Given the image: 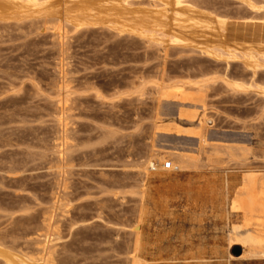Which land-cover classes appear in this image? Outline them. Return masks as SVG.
I'll return each mask as SVG.
<instances>
[{
	"label": "rangeland",
	"instance_id": "rangeland-1",
	"mask_svg": "<svg viewBox=\"0 0 264 264\" xmlns=\"http://www.w3.org/2000/svg\"><path fill=\"white\" fill-rule=\"evenodd\" d=\"M251 1L195 4L228 20L229 40L264 43V0ZM58 18L0 22V237L60 264H129L137 238L149 264H264L227 240L246 174L264 178V70ZM178 87L190 98H160ZM178 155L200 169L145 175ZM158 175L187 187L142 204Z\"/></svg>",
	"mask_w": 264,
	"mask_h": 264
},
{
	"label": "bare ground",
	"instance_id": "bare-ground-1",
	"mask_svg": "<svg viewBox=\"0 0 264 264\" xmlns=\"http://www.w3.org/2000/svg\"><path fill=\"white\" fill-rule=\"evenodd\" d=\"M144 1L145 0H0V22H20L25 19H43L48 16L58 15V20L61 21V23L66 22L78 30L92 26H104V28L108 27L111 28V30H116L119 34H127L136 36L140 39H147V41H151L150 43L153 44L154 42V44L156 43L163 48L172 45L182 46V48L206 55L214 61L228 63V66L230 63L241 62L247 71L253 73L252 77L258 75L260 70H264V43H253L246 40H229L228 20L220 17L221 15L217 16L213 11H209L205 9V7H203L204 9L200 8L196 5L197 3L195 4L196 0H146L149 4L147 2L143 3ZM244 2L250 6L254 4L251 0H244ZM256 81H253V86L256 85ZM258 86H255V88H259L258 90H261L264 95V88ZM204 93L201 94L203 95ZM159 96L164 100H173L176 98L187 100L190 98L184 95L183 87H178L174 91L161 92ZM196 97L200 99L199 96L196 95ZM204 111L206 112V110ZM205 116L204 114L200 122L203 126L207 124L208 121ZM156 129L165 133H172L174 130L178 133L186 132L176 129L173 124L159 125ZM202 139L205 140V138ZM205 142L206 141H204V143ZM170 159L172 162L165 161V157H157L155 159L153 157L146 166L147 173H145V175H150L149 172L151 170H158L159 168L165 169L166 164L171 163V165L174 166L173 169L171 166V169L180 174H178L177 177H181L191 172L192 169L194 170L197 166L193 163V159L188 156L178 155ZM197 168H199V166H197ZM13 170L14 169L11 171ZM258 175L253 172L246 174L244 184L239 188L238 197L231 204V210L243 214L245 221L243 224L234 225L227 239L229 240L230 247L234 245L242 246L244 250L241 258L243 257L251 260L257 258L264 259V237L254 233V229L256 228L264 229V178ZM177 177L172 178V176L158 175L150 180L144 178L140 184L141 187L139 186L141 189L139 195L142 204L146 202L153 203L157 197L163 196L162 192H165L167 189L174 191L177 189H184V187L186 188L187 186L183 184L184 182L180 183ZM168 178H172L171 181L173 182L166 183L167 180H170ZM155 180H160L161 185L158 183L159 186H157ZM17 182L19 181L16 180V184ZM49 224L51 223L48 222L47 225L50 226ZM48 228L49 227H47V229ZM261 232L262 231L259 233ZM140 239L137 238V240H135L136 242L134 241V257L133 260L131 258L132 261L130 260L131 263L129 264H149V262L144 260L141 256L142 240ZM14 240L16 239L14 238ZM14 242L15 241L9 243L5 238L0 237V263L60 264L52 255L45 257L46 255L44 254L45 256L41 259H33L32 257L35 258V256H30L29 252L19 249L14 245ZM41 250L40 248V251ZM45 252L50 253L48 249ZM40 254L42 255V253Z\"/></svg>",
	"mask_w": 264,
	"mask_h": 264
},
{
	"label": "water",
	"instance_id": "water-1",
	"mask_svg": "<svg viewBox=\"0 0 264 264\" xmlns=\"http://www.w3.org/2000/svg\"><path fill=\"white\" fill-rule=\"evenodd\" d=\"M234 254H236L237 256H240L241 249L240 248L235 249Z\"/></svg>",
	"mask_w": 264,
	"mask_h": 264
},
{
	"label": "built area",
	"instance_id": "built-area-1",
	"mask_svg": "<svg viewBox=\"0 0 264 264\" xmlns=\"http://www.w3.org/2000/svg\"><path fill=\"white\" fill-rule=\"evenodd\" d=\"M171 166H172L171 163H167L166 166H165V169L169 170V169H171Z\"/></svg>",
	"mask_w": 264,
	"mask_h": 264
}]
</instances>
